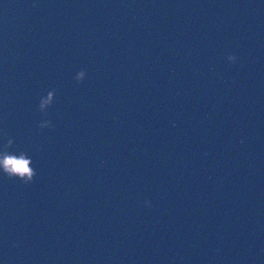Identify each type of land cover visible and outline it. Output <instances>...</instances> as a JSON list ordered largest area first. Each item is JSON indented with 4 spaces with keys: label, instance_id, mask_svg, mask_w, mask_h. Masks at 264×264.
Instances as JSON below:
<instances>
[{
    "label": "water",
    "instance_id": "water-1",
    "mask_svg": "<svg viewBox=\"0 0 264 264\" xmlns=\"http://www.w3.org/2000/svg\"><path fill=\"white\" fill-rule=\"evenodd\" d=\"M8 138L0 264H264V0H0Z\"/></svg>",
    "mask_w": 264,
    "mask_h": 264
},
{
    "label": "clouds",
    "instance_id": "clouds-1",
    "mask_svg": "<svg viewBox=\"0 0 264 264\" xmlns=\"http://www.w3.org/2000/svg\"><path fill=\"white\" fill-rule=\"evenodd\" d=\"M236 56L229 54L227 60L234 63L236 61ZM86 73L83 69L79 70L74 79L80 82L84 79ZM55 89L49 90L46 95L41 96L38 102V110L47 116V107L50 106L54 99ZM38 128L43 129L45 127H52V122L50 119H43L37 125ZM13 144V140L8 138L0 149V172L9 178H16L23 184H28L33 181L36 176V170L32 167V159L25 152L21 151L19 153L9 152L8 148ZM145 204L150 206L148 201Z\"/></svg>",
    "mask_w": 264,
    "mask_h": 264
}]
</instances>
